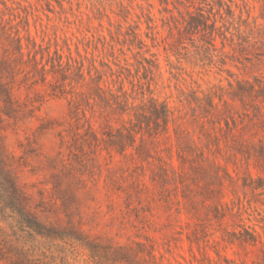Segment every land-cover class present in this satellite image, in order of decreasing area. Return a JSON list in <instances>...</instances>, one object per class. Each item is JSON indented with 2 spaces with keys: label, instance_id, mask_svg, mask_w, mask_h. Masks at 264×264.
Instances as JSON below:
<instances>
[{
  "label": "rangeland",
  "instance_id": "rangeland-1",
  "mask_svg": "<svg viewBox=\"0 0 264 264\" xmlns=\"http://www.w3.org/2000/svg\"><path fill=\"white\" fill-rule=\"evenodd\" d=\"M183 1L0 0V264H264V0Z\"/></svg>",
  "mask_w": 264,
  "mask_h": 264
},
{
  "label": "trees",
  "instance_id": "trees-1",
  "mask_svg": "<svg viewBox=\"0 0 264 264\" xmlns=\"http://www.w3.org/2000/svg\"><path fill=\"white\" fill-rule=\"evenodd\" d=\"M176 1H177L179 4L185 5L183 0H176ZM187 2L190 3V4H187L186 6H189V5L193 4V2H191L190 0H187ZM161 3H162V4H165V5L163 6V10L169 14V16H166L165 19H169V17H170L171 19L176 20V16H175L174 13H173V9H170V8H169L170 0H161ZM174 8H177V9L179 10V12H180V14H181V16H182V18H183V22H180V23H181L182 25H184L185 28H188V26L190 25V21H189L188 19H186V17H185V15H184L183 11H181V10L178 8V6L174 5ZM188 14L190 15V20H193V19L197 20V19H198V20L202 21L203 25H205V26H210V24H208L207 22L203 21V17H204V16H203L202 13H199V16L193 15V14L190 13V12H188ZM150 19L153 20L152 18H150ZM215 22H216V21H215ZM215 22L213 23V26H214L213 30L216 29V27H215ZM164 23H165V22H164ZM167 24H168L169 27L171 28L170 23L168 22ZM175 27L180 31V27H179L176 23H175ZM192 27H193V26H192ZM148 28L153 29V26H151V25L148 23ZM171 30H172V28H171ZM127 34H128V35H132V38H133V39H130V41H132L133 43H134V42H135V43H140V45H143V44L145 43L144 40L141 38L140 33L136 32L135 30H133V31L131 32V34H130V33H127ZM102 38H103V43H104V44H105V43H109L108 40H107V37H106V36H103ZM126 39H127V38L125 37V41H126ZM155 39H156V37H155ZM162 41L165 42V43H167V45H170V44H171V43L168 42L166 39H162ZM209 43H212V45H213V38L210 40ZM85 51H86V53L83 54L82 52H80L79 48H77V52H78V56H79V57L77 58V57H73V56L71 55V56L69 57V60H68V63H69V64H70V62H72V63H77V64L80 65V66H76V67L78 68V70H79L78 73H79L80 75L83 74V70H84V61H85L86 59H89V56H88V50L85 49ZM59 56L61 57V60L58 61L57 64H54V66H57V67H59L60 69H63V59H62V55H59ZM93 59H94V57H93ZM92 65H94V64H92ZM94 66H95V65H94ZM166 113H168V110H167V109L164 110V115H167ZM167 118H168V117H167ZM252 237H254V236H252ZM252 240L254 241L255 238H252Z\"/></svg>",
  "mask_w": 264,
  "mask_h": 264
}]
</instances>
